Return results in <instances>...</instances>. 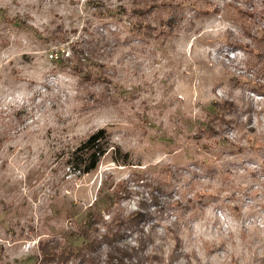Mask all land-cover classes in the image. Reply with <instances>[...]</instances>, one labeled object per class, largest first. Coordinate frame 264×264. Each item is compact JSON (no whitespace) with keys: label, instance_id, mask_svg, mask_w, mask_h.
I'll list each match as a JSON object with an SVG mask.
<instances>
[{"label":"rangeland","instance_id":"374dc122","mask_svg":"<svg viewBox=\"0 0 264 264\" xmlns=\"http://www.w3.org/2000/svg\"><path fill=\"white\" fill-rule=\"evenodd\" d=\"M263 26L264 0H0V264L80 247L111 195L148 264H264ZM102 128L97 169L69 170Z\"/></svg>","mask_w":264,"mask_h":264},{"label":"trees","instance_id":"16d2710c","mask_svg":"<svg viewBox=\"0 0 264 264\" xmlns=\"http://www.w3.org/2000/svg\"><path fill=\"white\" fill-rule=\"evenodd\" d=\"M155 7L157 8V5L150 6L151 9ZM236 9L243 16L250 17L256 14L253 7ZM260 32L261 38L264 37V26ZM111 148L110 133L104 128L99 129L76 147L66 164L74 173L89 174L97 169ZM114 198L115 195L108 197L110 202L107 209L110 216L108 220L104 218L103 213L89 210L83 223L67 233L71 239L81 240L80 247L71 245L64 247L62 240L56 238L41 240L38 243L35 264H148L155 259L153 256L150 259L147 254L154 244V238L144 230L142 222L145 221V217L143 218L141 213L126 216L121 209L115 213ZM128 234L139 237L135 240L136 247L128 243V239L131 238Z\"/></svg>","mask_w":264,"mask_h":264}]
</instances>
